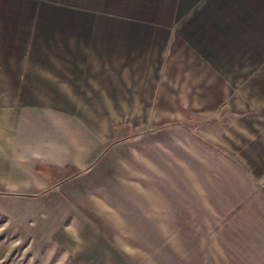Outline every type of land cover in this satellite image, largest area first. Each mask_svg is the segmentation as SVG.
Instances as JSON below:
<instances>
[{
	"label": "crops",
	"instance_id": "crops-1",
	"mask_svg": "<svg viewBox=\"0 0 264 264\" xmlns=\"http://www.w3.org/2000/svg\"><path fill=\"white\" fill-rule=\"evenodd\" d=\"M253 26L264 0H0V188L31 234L107 236L103 264L129 235L150 264H264V141L177 111L206 112L202 59Z\"/></svg>",
	"mask_w": 264,
	"mask_h": 264
},
{
	"label": "rangeland",
	"instance_id": "rangeland-1",
	"mask_svg": "<svg viewBox=\"0 0 264 264\" xmlns=\"http://www.w3.org/2000/svg\"><path fill=\"white\" fill-rule=\"evenodd\" d=\"M228 29L234 31L233 36L237 35L236 41H232L231 33L226 35L225 32L223 42L216 43L217 50H220L219 57L209 53L202 59V64L207 69L206 80L209 88L201 94V98H207L209 104L207 110L202 108L206 112L199 113L198 108H177V111L196 117L200 114L207 116L202 121L210 131H233L239 134L242 142H245V137H256V142L264 141V28L253 26L251 30L246 27ZM246 35L250 40L254 38L256 41H249ZM6 77L0 75V82ZM7 96V90H0L1 101L4 99L6 103ZM194 97L200 98L199 93ZM139 131L133 128L124 131L120 128L117 134L134 137ZM232 145L236 146L235 141ZM24 206L22 198L15 199L6 188H0V264L109 263L104 260L103 250L98 252L95 248L98 246L97 242L99 244L107 236L64 235L57 241L56 236L32 235L30 220L24 217ZM113 237L116 239V248L125 247L120 244L119 235ZM135 239L136 236H127L129 250H117L116 253L122 258L127 255L128 264H150L151 250L138 251V256L134 248L130 249L131 245L136 246ZM101 246L104 247V241ZM144 252L149 254V258L144 256Z\"/></svg>",
	"mask_w": 264,
	"mask_h": 264
}]
</instances>
